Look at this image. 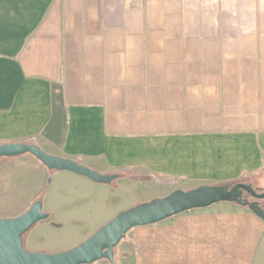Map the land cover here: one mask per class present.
<instances>
[{
	"label": "crops",
	"instance_id": "0c3cea01",
	"mask_svg": "<svg viewBox=\"0 0 264 264\" xmlns=\"http://www.w3.org/2000/svg\"><path fill=\"white\" fill-rule=\"evenodd\" d=\"M6 142L35 143L118 174L99 184L45 167L41 182L29 181L35 200L58 220L48 216L33 227L44 221L59 228L67 218L75 241L91 233L71 207L87 194L58 182L49 190L47 177L105 190L121 182L130 206L199 185L255 183L263 191L264 0H0ZM0 160L1 171L42 164L30 154ZM18 181L7 174L2 184ZM30 230L25 248L54 249L35 248ZM114 259L264 264V220L235 202H217L130 229Z\"/></svg>",
	"mask_w": 264,
	"mask_h": 264
},
{
	"label": "water",
	"instance_id": "95a60500",
	"mask_svg": "<svg viewBox=\"0 0 264 264\" xmlns=\"http://www.w3.org/2000/svg\"><path fill=\"white\" fill-rule=\"evenodd\" d=\"M30 154L47 169L72 172L99 184H109L118 174H104L76 160L45 152L35 143H0V158ZM248 194L250 198L243 197ZM264 190L258 192L251 184L199 185L183 190L174 189L165 196L137 203L118 212L93 234L75 246L48 253L25 248L23 235L37 222L47 219L41 199L35 200L27 210L13 217H0V264H92L105 259L115 264L114 248L126 233L137 226L155 224L176 214L208 207L221 201L235 202L247 207L264 220ZM264 203V201H263Z\"/></svg>",
	"mask_w": 264,
	"mask_h": 264
},
{
	"label": "rangeland",
	"instance_id": "374dc122",
	"mask_svg": "<svg viewBox=\"0 0 264 264\" xmlns=\"http://www.w3.org/2000/svg\"><path fill=\"white\" fill-rule=\"evenodd\" d=\"M1 163V160H0ZM10 171H1L0 170V213L10 214L18 213L21 210H25L28 206L38 198L39 192H30L29 181L33 178L41 182L43 179V173L46 169L42 164H34L33 162L25 161L21 164H17ZM13 175L18 179V186L13 187H4L2 184L3 176ZM58 174L53 177H47L46 183L48 184V189H52L54 185L58 182L59 185H68L69 187L78 188L84 191L87 196L78 201V203L71 205L73 208H78L79 213L84 218L81 225L82 231L91 232L93 234L97 229H94L97 225L101 226L112 217H114L118 212L131 207L127 205L128 198L130 193L128 189H125L124 185L119 182V187L111 186V188L101 189L98 186H92L86 183L77 182L76 178L73 177H62L58 178ZM88 181V180H86ZM253 188H257L255 183H252ZM43 210L46 211V204L43 203ZM22 212V211H21ZM49 222H58L55 215H49ZM64 224L59 227H53L45 225L44 221L40 222L37 226L33 227L29 235H32V245L34 244L35 248L51 247L54 248L49 253L59 252L67 250L76 244L82 242L77 239L74 235L75 230L73 223L70 222L67 218L64 219ZM77 242V243H75ZM26 248H29L27 243ZM30 249V248H29ZM28 249V250H29ZM32 250V249H30ZM115 260V259H114ZM109 262L105 259L99 260L93 264H103ZM115 264L116 260H115Z\"/></svg>",
	"mask_w": 264,
	"mask_h": 264
},
{
	"label": "flooded vegetation",
	"instance_id": "af4514ba",
	"mask_svg": "<svg viewBox=\"0 0 264 264\" xmlns=\"http://www.w3.org/2000/svg\"><path fill=\"white\" fill-rule=\"evenodd\" d=\"M243 197H247V198H250V196L248 194H244ZM251 199V198H250Z\"/></svg>",
	"mask_w": 264,
	"mask_h": 264
}]
</instances>
